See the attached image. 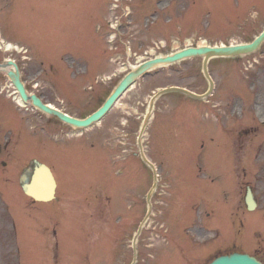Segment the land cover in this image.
<instances>
[{"label": "rangeland", "instance_id": "374dc122", "mask_svg": "<svg viewBox=\"0 0 264 264\" xmlns=\"http://www.w3.org/2000/svg\"><path fill=\"white\" fill-rule=\"evenodd\" d=\"M112 1L71 0L73 6L65 12L69 24L65 36L59 40L37 37L27 27L12 24L9 29L13 35L21 36L18 41L24 49L21 53L1 52L0 59L15 58L29 90L74 116L84 117L102 105L125 72L138 61L192 43L196 45L201 38L211 44L249 41L264 27V0H120L119 8L111 13L108 28ZM126 2L132 8L131 18H126L129 9L123 11ZM122 16L123 22L117 23L118 29L113 30V21ZM16 27L21 28L20 33L16 32ZM109 40L113 41L109 44L111 50L106 43ZM92 42L99 44L100 50ZM61 47L69 53L59 62L55 54ZM94 51H102L107 66L104 57L89 55ZM51 64L61 71L50 70ZM70 66L74 67L71 73L66 69ZM201 68L202 58H195L148 73L124 94L102 122L88 129L47 117L31 104L22 108L24 112H19L23 116L29 114L30 118L25 117L22 122L24 133L29 137L22 136V142L15 147L26 151V158L42 156L44 148L49 147L59 158L57 164L50 156L45 161L52 166L61 187H64L65 177L67 188L63 195H68L66 200H72L51 203L54 204L51 210L66 211L71 205V210L81 212L85 210L83 204L74 201L93 187L103 188L104 223L99 221V216L87 215L89 225L97 222L104 227L94 264L132 261V237L147 212L146 194L153 182L152 171L138 156L131 155L132 151H139L137 138L149 100L159 88L170 85H185L203 93L208 83ZM210 70L217 81V90L208 100L198 101L171 92L156 103L155 118L145 135L144 147L159 167L160 176L153 197V212L137 243V264H207L220 250L233 248L253 251L264 259V219L259 226L256 224L262 215L248 213L250 225H254L247 229L250 235L235 232L234 237L232 231L236 223L229 217H232L230 208L234 207L235 196L230 197L228 193V190L230 193L237 190L238 200L242 199L246 180L254 187L256 196L259 194V207L255 212L264 215V45L257 52L240 58L212 59ZM0 86L5 87V93H13L9 79L2 74ZM7 98L13 103L12 97ZM173 104H180L179 115L175 110L176 116L172 111L169 116ZM204 115L210 116L208 122ZM15 117V110L9 107L8 113L1 117V124L6 126ZM165 117L180 124L175 128ZM183 121L190 122L193 134L183 128ZM208 125L215 131L205 139L217 138L223 126L234 131V138H238L233 150L226 138L215 144L210 153L201 154L200 149L205 148L206 143L204 138L197 140V135L202 137ZM250 129L254 134L245 133ZM32 135L37 138V144ZM8 137V133L0 135L1 139ZM247 145L250 154L245 156L244 146ZM67 150L72 154L66 155ZM231 151L233 154H228ZM52 154L49 155H55ZM225 164H233L237 183L226 182L231 172L224 169ZM241 166L245 167L244 173L240 171ZM100 168L105 176L99 172ZM13 169L10 167L8 171L14 174ZM6 186L17 210L25 212L24 204L28 201L24 203L19 186ZM3 190L0 186L3 197H0V213L9 216L10 206ZM86 206L87 210L101 215L95 201ZM38 210L40 208L33 205L28 212L32 215ZM59 217L62 218L51 217L56 225L61 221ZM6 223L8 231L13 232L10 217ZM67 227L70 233L63 232L61 237L66 238V249L73 253L77 248L74 234L78 226L68 221ZM30 234L36 236L37 242H45L44 236L36 231ZM166 239L167 244L161 246ZM16 243L14 240L8 247L15 264ZM75 262L76 259H71L70 264Z\"/></svg>", "mask_w": 264, "mask_h": 264}, {"label": "water", "instance_id": "95a60500", "mask_svg": "<svg viewBox=\"0 0 264 264\" xmlns=\"http://www.w3.org/2000/svg\"><path fill=\"white\" fill-rule=\"evenodd\" d=\"M262 40H264V33L251 45L231 47V48H208V47L207 48H198V49L189 48V49L178 52V53L171 55V56H167L164 58H156V59L150 60V61L146 62L144 65H142L140 68H138L136 71L130 73L128 80H124L122 82V84L116 89L114 94L106 102L104 107L99 112H97L96 114H94L93 116L88 118L87 120H78V119L70 118L69 116H67L63 113L44 105L34 95L32 96V98L34 99V103L36 105H38L40 108H42L43 110H45L47 112L54 113V114L60 116L61 118H63L64 120H67V121H69L75 125H88L92 121L97 120L104 115V113L108 110V108L111 106V104L116 99V97L128 86V84L131 82V80L134 77L138 76L140 73H142L143 71L153 67L154 65H157L160 63L172 62V61H175L177 59H181L183 57L190 56V55H193L196 53H202V52L203 53L205 52L207 57H210V55H212V54H219V53L232 54V53H236V52H248V51H252L255 48H257L260 45V43L262 42ZM206 61L207 60H205V63H204V69L207 72ZM12 76L14 77L15 84L17 85L18 89L20 90L21 94L23 95V97L25 99H27L28 96H27V94L23 88V85L20 81L19 72L17 71L16 74L12 73ZM181 90H183V89H181ZM183 91L199 97L198 95L191 93L188 90H183ZM45 178L48 180V185H46L43 188L36 189V191H34V193H33L35 196L41 195L42 197H49L52 195L55 185H54L53 177H52V175L48 169H45ZM39 186L42 187L41 182H39ZM212 264H261V263L258 262L256 259L248 256V255L233 254L231 256H224V257L218 258Z\"/></svg>", "mask_w": 264, "mask_h": 264}, {"label": "bare ground", "instance_id": "6f19581e", "mask_svg": "<svg viewBox=\"0 0 264 264\" xmlns=\"http://www.w3.org/2000/svg\"><path fill=\"white\" fill-rule=\"evenodd\" d=\"M204 43H207L206 41H202L200 44H204ZM11 46L9 45L8 46V48H10ZM19 100V102L21 103V104H23L22 102H21V100H20V98L18 99ZM261 111V110H260Z\"/></svg>", "mask_w": 264, "mask_h": 264}]
</instances>
